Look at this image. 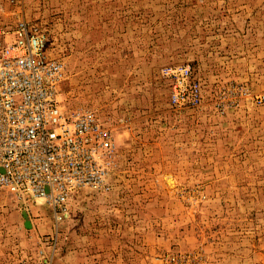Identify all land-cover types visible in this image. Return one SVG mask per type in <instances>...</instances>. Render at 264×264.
I'll return each mask as SVG.
<instances>
[{"label":"rangeland","instance_id":"374dc122","mask_svg":"<svg viewBox=\"0 0 264 264\" xmlns=\"http://www.w3.org/2000/svg\"><path fill=\"white\" fill-rule=\"evenodd\" d=\"M21 21L119 165L60 219L0 191V264H264V0H0V39ZM188 63L201 99L175 104Z\"/></svg>","mask_w":264,"mask_h":264},{"label":"built area","instance_id":"2783aa9c","mask_svg":"<svg viewBox=\"0 0 264 264\" xmlns=\"http://www.w3.org/2000/svg\"><path fill=\"white\" fill-rule=\"evenodd\" d=\"M14 33L0 39V191L26 206L43 201L60 219L75 192L107 183L119 165L118 145L93 109L66 107L64 64L49 55L45 32L21 21ZM165 74L175 104L200 101L191 64Z\"/></svg>","mask_w":264,"mask_h":264},{"label":"bare ground","instance_id":"6f19581e","mask_svg":"<svg viewBox=\"0 0 264 264\" xmlns=\"http://www.w3.org/2000/svg\"><path fill=\"white\" fill-rule=\"evenodd\" d=\"M169 183H170V184H172V183H173L171 178H169Z\"/></svg>","mask_w":264,"mask_h":264}]
</instances>
